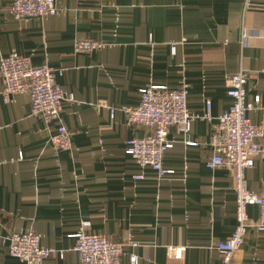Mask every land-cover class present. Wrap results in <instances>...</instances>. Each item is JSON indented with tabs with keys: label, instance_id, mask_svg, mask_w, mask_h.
<instances>
[{
	"label": "crops",
	"instance_id": "obj_1",
	"mask_svg": "<svg viewBox=\"0 0 264 264\" xmlns=\"http://www.w3.org/2000/svg\"><path fill=\"white\" fill-rule=\"evenodd\" d=\"M14 1L0 0V63L17 52L62 71L56 80L67 97L61 120L48 124L31 115L28 93L6 101L0 78V264H25L4 242L13 233L40 237L52 252L42 264H83L74 235L84 223L86 233L124 245L121 264L132 254L138 264H221L217 245L237 224L235 181L207 163L241 63L247 100L261 99L248 116L264 127V0H56L57 13L44 19H16ZM80 39L104 48L77 54ZM183 83L198 117L188 136L170 131L174 147L163 167L175 174L159 181L126 154L128 140L150 131L128 125L122 109L140 105L145 87ZM60 123L69 151L51 143ZM246 181L250 192L263 190L264 160H255ZM248 213L251 227L232 264H264V232L253 226L260 211ZM179 248L182 259L174 257Z\"/></svg>",
	"mask_w": 264,
	"mask_h": 264
},
{
	"label": "built area",
	"instance_id": "obj_2",
	"mask_svg": "<svg viewBox=\"0 0 264 264\" xmlns=\"http://www.w3.org/2000/svg\"><path fill=\"white\" fill-rule=\"evenodd\" d=\"M58 11L56 0H15L10 7L11 14L16 19H44ZM248 35L244 32L241 44H246ZM185 42V39H183ZM104 48V44L93 39L76 41L74 51L77 54H92ZM175 46L172 52L175 53ZM58 74L48 65L34 66L29 57L17 52L4 57L0 63V78L3 82L2 96L10 101L15 95L28 93L31 101V115L46 123L61 120L62 104L66 94L57 83ZM248 78L241 63L240 69L229 80L228 95L233 99V105L219 120L212 136V159L207 163L211 170L225 169L234 178L236 193L237 224L232 235L217 245L221 264H232L235 254L241 250L249 231L250 218L248 210L257 207L260 211L259 220L254 227L264 232V187L258 193L248 190L246 171L255 165V160H264V127L252 123L248 113L260 104L259 96L253 101L247 100ZM142 100L137 107L122 109L126 122L150 131L143 138H133L127 141L126 154L132 157L142 168H150L159 181L174 175L175 171L163 167L166 151L174 147L169 139L170 131L188 136L192 123L198 116L191 114L188 107L189 85L181 84L177 89H169L163 85H150L140 90ZM211 103L207 102V112L204 118L211 120ZM116 110L111 109L112 117ZM51 143L57 151L72 149L71 135L67 127L60 123ZM188 145H193L187 142ZM144 175L136 177L143 180ZM90 223H84L83 230L76 238L75 251L80 255L83 264H121L124 245L114 243L101 235L86 233L84 230ZM9 253L25 264H42L52 252L41 246V239L35 233H13L7 237ZM64 257V253H61ZM174 257L182 259L183 249H175ZM135 254L130 256L131 264H138Z\"/></svg>",
	"mask_w": 264,
	"mask_h": 264
}]
</instances>
